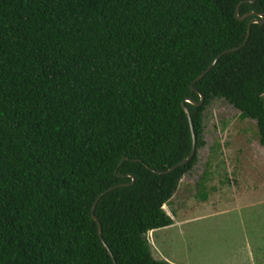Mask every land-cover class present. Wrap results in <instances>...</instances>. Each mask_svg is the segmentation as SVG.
Instances as JSON below:
<instances>
[{
    "label": "trees",
    "instance_id": "obj_1",
    "mask_svg": "<svg viewBox=\"0 0 264 264\" xmlns=\"http://www.w3.org/2000/svg\"><path fill=\"white\" fill-rule=\"evenodd\" d=\"M250 1L0 0V264H172L146 234L173 224L206 108L226 100L264 146V22L185 101L264 16ZM183 102L196 153L164 173L192 149ZM111 187L94 210L109 252L91 210Z\"/></svg>",
    "mask_w": 264,
    "mask_h": 264
},
{
    "label": "rangeland",
    "instance_id": "obj_2",
    "mask_svg": "<svg viewBox=\"0 0 264 264\" xmlns=\"http://www.w3.org/2000/svg\"><path fill=\"white\" fill-rule=\"evenodd\" d=\"M203 123L197 162L163 206L173 224L146 234L152 254L175 264H264V146L255 120L219 98Z\"/></svg>",
    "mask_w": 264,
    "mask_h": 264
},
{
    "label": "water",
    "instance_id": "obj_3",
    "mask_svg": "<svg viewBox=\"0 0 264 264\" xmlns=\"http://www.w3.org/2000/svg\"><path fill=\"white\" fill-rule=\"evenodd\" d=\"M254 0H251L250 2H253ZM238 12H239V5L237 6V8H236V16H237V18L239 19V20H243L244 18H245V16H239L238 15ZM249 14H251V13H249ZM257 14V13H256ZM259 16L261 17V20H251L249 23H248V30H247V35H246V38H245V40H244V42L240 45V46H237V47H234V48H231V49H228V50H225V51H223V52H221L220 54H218V56L212 61V63L205 69V70H203L200 74H199V76H197L194 80H193V82H192V84H191V88L193 89V90H195L196 92H198V94L200 95V101L199 102H195V101H193V100H191V99H187V100H185V101H187V102H189V103H192V104H194V105H196V106H199V105H201L202 103H203V101H204V95L202 94V93H200L195 87H194V83L196 82V81H198L201 77H203L216 63H217V61L219 60V58L223 55V54H225V53H227V52H229V51H236V50H238V49H240L242 46H244L245 44H246V42H247V40H248V38H249V35H250V31H251V25L253 24V23H260V24H262L263 22H264V16H263V14H259ZM182 108L184 109V111H185V113H186V115H187V118H188V121H189V124H190V129H191V133H192V149H191V152H190V154L186 157V158H184L183 160H181L179 163H177L176 165H174L173 167H171L170 169H168L167 171H165L164 173H167V172H170V171H173L175 168H177V167H179V166H182V165H185L187 162H189V160L194 156V154L196 153V136H195V133H194V128H193V123H192V119H191V115H190V112H189V109L185 106V103L183 102L182 103ZM132 181H134V178L132 179ZM121 185H123V184H121ZM112 189H114V187H111V188H109V189H107L106 191H104V192H102L98 197H97V199L95 200V202H94V204H93V207H92V210H91V212H92V218L95 220V221H97V223H98V231H99V235H100V238H101V240H102V243H103V245L105 246V248L110 252V250H109V248H108V246H107V244L103 241V239H102V237H101V224H100V222H99V220H98V218L95 216V214H94V210H95V206H96V204H97V202H98V200L104 195V194H106L108 191H110V190H112ZM111 256H112V258H113V255L111 254ZM113 260L115 261V259L113 258Z\"/></svg>",
    "mask_w": 264,
    "mask_h": 264
},
{
    "label": "crops",
    "instance_id": "obj_4",
    "mask_svg": "<svg viewBox=\"0 0 264 264\" xmlns=\"http://www.w3.org/2000/svg\"><path fill=\"white\" fill-rule=\"evenodd\" d=\"M171 226V225H170ZM172 264H175V263H172Z\"/></svg>",
    "mask_w": 264,
    "mask_h": 264
}]
</instances>
